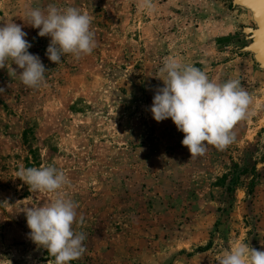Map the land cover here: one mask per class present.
Segmentation results:
<instances>
[{
  "label": "rangeland",
  "instance_id": "374dc122",
  "mask_svg": "<svg viewBox=\"0 0 264 264\" xmlns=\"http://www.w3.org/2000/svg\"><path fill=\"white\" fill-rule=\"evenodd\" d=\"M0 0V26H22L46 67L39 87L19 69H0V264H54L29 238L24 207L57 193L29 191L21 167L55 166L59 190L78 207L76 232L86 251L69 264H218L230 244L264 251V69L246 48L250 10L232 0ZM73 6L91 18L96 47L58 64L46 56L50 37L24 20L29 8ZM168 58L195 66L210 81L239 80L248 115L223 150L206 144L191 157L171 118L150 107L163 87ZM225 177V178H224Z\"/></svg>",
  "mask_w": 264,
  "mask_h": 264
},
{
  "label": "clouds",
  "instance_id": "9594fccd",
  "mask_svg": "<svg viewBox=\"0 0 264 264\" xmlns=\"http://www.w3.org/2000/svg\"><path fill=\"white\" fill-rule=\"evenodd\" d=\"M138 7L151 11L154 5L152 0H140ZM24 20L39 29L40 37H50L45 54L54 64L60 63L66 54L79 60L96 47L92 18L76 7L58 8L48 4L43 9L29 8ZM27 35L12 20L0 26V69L10 67V75H17L11 67L15 64L23 70L18 75L22 84L36 88L45 81L47 70L39 55L28 51L32 44L25 38ZM159 73L157 78L163 81V87L156 88L153 96L150 107L153 119L161 122L171 118L184 133L181 143L191 157L204 155L206 144L223 150L235 140L234 126L248 115L251 103L239 80L210 81L201 69L175 58L166 59ZM4 93L5 89L0 88V94ZM16 176L29 186L30 192L57 193L43 206L21 209L30 229L29 238L55 258L54 264H69L79 259L86 251L83 241L87 237L76 232L73 225H83L84 217L81 214L77 220L78 206L59 192L69 182L65 174L55 166H41L21 167ZM215 260L218 264H264V251L240 242L230 244Z\"/></svg>",
  "mask_w": 264,
  "mask_h": 264
},
{
  "label": "water",
  "instance_id": "95a60500",
  "mask_svg": "<svg viewBox=\"0 0 264 264\" xmlns=\"http://www.w3.org/2000/svg\"><path fill=\"white\" fill-rule=\"evenodd\" d=\"M234 6H242L250 10L255 21L254 28H245L244 33L248 35L250 44L246 48L248 52H251L254 55L255 60L258 62L259 66L264 69V56L259 50V46L264 47V35H261V29L264 28V15L257 17L256 12L253 10V5L256 8V11L261 10L259 4H254V0H232Z\"/></svg>",
  "mask_w": 264,
  "mask_h": 264
},
{
  "label": "snow or ice",
  "instance_id": "6c2138e0",
  "mask_svg": "<svg viewBox=\"0 0 264 264\" xmlns=\"http://www.w3.org/2000/svg\"><path fill=\"white\" fill-rule=\"evenodd\" d=\"M254 4H259L261 6V10L256 11L255 6L253 5V10L256 12L257 17L264 15V0H254ZM261 34L264 35V28L261 29Z\"/></svg>",
  "mask_w": 264,
  "mask_h": 264
},
{
  "label": "bare ground",
  "instance_id": "6f19581e",
  "mask_svg": "<svg viewBox=\"0 0 264 264\" xmlns=\"http://www.w3.org/2000/svg\"><path fill=\"white\" fill-rule=\"evenodd\" d=\"M260 34H261V32H260ZM261 35H262V34H261ZM259 50L261 51V53H262L263 56H264V47H263L262 45L259 46Z\"/></svg>",
  "mask_w": 264,
  "mask_h": 264
},
{
  "label": "trees",
  "instance_id": "16d2710c",
  "mask_svg": "<svg viewBox=\"0 0 264 264\" xmlns=\"http://www.w3.org/2000/svg\"><path fill=\"white\" fill-rule=\"evenodd\" d=\"M225 178V177H224Z\"/></svg>",
  "mask_w": 264,
  "mask_h": 264
}]
</instances>
